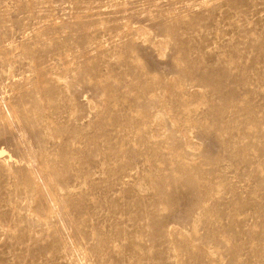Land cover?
<instances>
[{
    "label": "rangeland",
    "instance_id": "1",
    "mask_svg": "<svg viewBox=\"0 0 264 264\" xmlns=\"http://www.w3.org/2000/svg\"><path fill=\"white\" fill-rule=\"evenodd\" d=\"M0 264H264V0H0Z\"/></svg>",
    "mask_w": 264,
    "mask_h": 264
}]
</instances>
